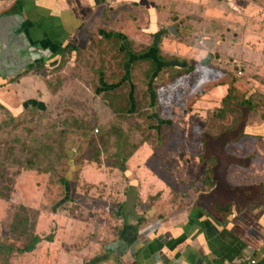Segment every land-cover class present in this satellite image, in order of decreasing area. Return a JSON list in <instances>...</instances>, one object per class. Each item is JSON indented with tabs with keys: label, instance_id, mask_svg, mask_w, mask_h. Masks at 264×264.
Listing matches in <instances>:
<instances>
[{
	"label": "rangeland",
	"instance_id": "rangeland-1",
	"mask_svg": "<svg viewBox=\"0 0 264 264\" xmlns=\"http://www.w3.org/2000/svg\"><path fill=\"white\" fill-rule=\"evenodd\" d=\"M159 7L165 8V5L159 3ZM97 26L93 23V27L87 29V33L74 44L69 43L70 47L62 50V55L57 59L49 60L36 55L25 71L28 77L22 76L10 82L9 86L16 90L19 102L41 99L46 105L43 110L31 108L14 114L0 103V186L10 183L14 189L9 200L5 198L7 192L0 196V264H25L23 255L26 252L20 250L25 249L33 237L41 240L48 236L55 237L54 230L60 228L59 244L66 238L74 242L76 236L71 237L68 233L67 236L63 231L74 228L73 224L78 223L75 220L84 221L87 217L93 219L91 226L95 228L94 236H102L100 242H105L108 231L116 228V205L107 203L104 206L105 202L97 193H93L90 200L81 198L85 197L81 192L86 185L80 183L82 175L79 169L92 165L98 171H104L105 175V171L109 170L115 176L116 170L112 168L118 169L122 158L128 159L143 146L151 155L147 159V166L155 173H161L169 183L166 196L159 192L149 197L158 201L161 208L167 207L171 201L173 205L168 209L171 211L182 202L183 196L175 194V189L183 185L170 175L167 155L172 151L184 152L187 148L199 151L197 147L203 146L207 147L205 156L210 147H215L221 158L215 166L219 182L211 194L199 198L194 208H201L215 221L227 213V210L220 208L229 205L233 207L230 212L240 210L241 187L228 184L227 175L220 172L228 174L226 169L229 167L236 172L242 169L240 162H237L238 165L233 160L229 161L230 153L224 149L227 143L237 147L235 109L238 104L249 102L253 111L251 116L264 117V0H172L164 19L159 22L158 29L165 31L158 45V53L165 62L174 60L176 65L172 69L164 68L161 72L163 75L160 73L163 79L157 77L152 82L154 90L157 86L159 89L168 85L166 96L157 93L156 105L149 107L150 96L146 84L151 65L149 62H138L131 67L128 79L134 87L133 93L129 92V98H134L136 102L135 110L132 109L133 113L129 114L122 113L127 107L122 100L128 98L127 83L110 91V96L119 97L113 103L121 108L120 112L112 110L114 115L102 104L105 102L103 92L96 91L97 87L100 88V78L102 84L113 85L124 72V53L120 48L123 44L118 40H101L96 34H89L94 33ZM126 32L130 43L125 45L126 49L138 53L149 46L146 32L136 34L131 25L126 26ZM246 53L249 55L246 56ZM201 62L210 69L204 72L206 75L212 72L209 76L211 81L197 87V90H202L213 99L222 97L221 108L226 104L235 106L220 113L221 118H216L217 124L213 123V119L206 123L198 119L201 108L195 106L196 102L193 109L189 108L186 113V106L193 101L189 94L197 85L195 79L204 74L195 70L188 73L186 69L197 67V63ZM237 65L243 66L241 76L237 74ZM221 73L230 76L225 79L235 82L234 88L228 92L229 95L223 89L221 95L212 96L216 87L213 84L224 81ZM183 76L185 79H182ZM249 83H255L256 88L247 87ZM178 84V87H172ZM115 85L117 88L120 84ZM225 98L228 100L226 104L223 103ZM94 129H97V133ZM223 134L222 139L220 136ZM249 141L253 146L259 142L256 138ZM132 162L134 165L135 161ZM223 162L227 163L222 165ZM124 165L127 168V163ZM209 168L210 165L202 163L199 178L203 173L207 174ZM114 176H110L112 184ZM135 176L133 179H136ZM85 177L88 180L97 179L89 167ZM139 182L137 178L129 185L136 195ZM144 192L148 193L149 190L145 189ZM193 193H196L195 190L185 196ZM138 201L140 199L137 197ZM22 205L37 223L29 229L32 235L24 232L22 219L18 217V209ZM59 215L62 217L55 220V216ZM141 218L136 226L143 221V216ZM97 222L102 226L98 227ZM14 223L17 224L15 229Z\"/></svg>",
	"mask_w": 264,
	"mask_h": 264
},
{
	"label": "crops",
	"instance_id": "crops-1",
	"mask_svg": "<svg viewBox=\"0 0 264 264\" xmlns=\"http://www.w3.org/2000/svg\"><path fill=\"white\" fill-rule=\"evenodd\" d=\"M171 2L0 0V15L4 18L7 16L0 24V103L14 114L31 108L43 110L46 107L37 98L19 102L16 90L9 84L19 77H28V73L25 72L27 68L6 71L11 56L14 58L15 54L20 55L22 52L24 55L21 59L24 60L34 59L36 55L45 56L49 60L57 59L62 55V50L69 48V43L74 44L81 39L87 29L93 27V23L98 25V29L89 34H96L101 40H105L104 35L118 34V39L111 40L120 41L124 48L126 44L130 45L126 32L128 25L133 27L136 34L146 32L150 44H153L155 36L159 45L158 35L161 38L165 31L158 29L159 22L164 19ZM159 3L164 4L165 8L159 7ZM146 33H143L145 37ZM223 89L214 88L212 96L221 95ZM221 101L222 97L213 99L205 94L196 104L201 108V117L198 119L206 123L212 118L207 109L220 107ZM252 114L250 112L246 115L245 126L239 124L237 147L230 143L224 146L230 153L229 161L240 162L242 169L236 172L229 167L226 169L228 174L220 172L227 175L228 184L241 187L240 210L230 212L233 207L229 205L220 208L227 210V213L215 221L201 208H194L199 198L211 194L219 182L215 166L221 158L215 147H210L205 156L207 147L203 146L197 147L200 152L187 148L184 152L172 151L167 155L170 175L183 185L175 189V194L183 196L182 202L171 211H168L173 205L171 201L167 207L161 208L158 201L150 200L149 197L159 192L163 197L166 196L169 183L161 173H155L147 166V159L151 155L147 147L143 146L127 159V174L112 168L116 170L115 176L109 170L105 171V175L104 171L100 172L92 165L81 166L79 169L82 175L80 183L89 188L87 190L85 187L81 192L85 197L81 198L90 200L92 194L97 193L105 202L104 206L107 203L116 205V228L108 231L109 234L104 237L105 242H100L102 236H94L92 218L75 220L78 223L73 224L74 228L63 231L71 237L75 235L74 242L66 238L59 244L58 233L61 228L54 230L53 239L43 240L33 251L24 253L25 264H247V259L260 262L264 259V117H253ZM220 137L223 139L224 134ZM247 137L256 138L259 141L257 146H253ZM132 160L135 161L134 165ZM202 163L210 165V171L199 178ZM140 164L143 167H139ZM87 167L93 171L96 180L86 179ZM134 175L140 181L137 195L129 187L136 181ZM110 176H114L113 184ZM145 189L149 192L143 193ZM186 189L189 190L184 193ZM192 190L196 193L185 196ZM258 192L260 194L256 196ZM137 197L140 199L138 203ZM141 216L144 219L136 226L138 220H142ZM61 217L55 216V220ZM97 225L100 227L102 223L97 222Z\"/></svg>",
	"mask_w": 264,
	"mask_h": 264
},
{
	"label": "trees",
	"instance_id": "trees-1",
	"mask_svg": "<svg viewBox=\"0 0 264 264\" xmlns=\"http://www.w3.org/2000/svg\"><path fill=\"white\" fill-rule=\"evenodd\" d=\"M158 36H159V41H160V35H158ZM103 37L106 40H109L111 38L118 39V34H109V35H104ZM120 48H121V51L124 53V65H123L124 72H123V75L121 76V78L118 82L113 83V85L110 84L111 86H115L113 88H107L106 87L107 85L102 84L101 78L99 79L100 88L97 87L96 91L98 93L103 92V94H104L103 95V101H105V102L102 104H105L106 110L109 109L111 111L110 112L111 115H114V113H112L113 112L112 110H114V111L117 110L118 112H120L121 108H119L115 103H113V102H115V99L116 98L118 99L119 97L118 96H112V95L110 96V91H114V90L118 89L122 84L127 83V85H128V89H127L128 90V98L122 99L126 102L127 107H126V105L123 107V109L125 107L126 108L124 109V111L122 113L123 114L133 113V111L136 108V102H135L134 98H131V99L129 98L130 97L129 92L132 91V93H133V90H134V87L131 86L130 82L128 81V79L130 77V70H131V67L138 62H149L151 65V69H150V71H148L149 75L147 76L148 81L146 84V91L150 96L149 107L155 106L157 93L159 94V96L160 95L166 96V90H168V85L162 86L159 89L157 86L156 90H154V88H152V86H153L152 82H154V80L157 77H158V79H163V77H161V75H163L161 73L162 70L164 68H167V67H168L167 69L174 68V66L176 65V62L174 60L165 62L164 59H162L160 57V55L158 53L157 38L155 36H154L153 44H150L145 50L140 51L138 53L137 52L134 53V52L126 49V47L124 48L123 46ZM177 64H180V63H177ZM204 64H206V63L201 62V63H197V67L190 66L186 69V72L190 73V72L195 70V72L198 71L199 73H204L206 70H210ZM181 68L185 69V67H181ZM211 70H213V69H211ZM209 72H210V74L212 73L211 71H209ZM160 73H161V75H160ZM210 74L206 75L204 73L202 76H200V78L195 79L197 82V85H196V87L193 88V90H192L193 92H191L189 94L190 97L193 99V101L191 102L192 104L190 103L189 105L186 106L187 107L186 113L189 111V108L193 109L195 102H196L195 103V106H196V104L199 101H201V96H203L205 93H203L202 90H199V89L197 90V87H200L201 85H207V83H209L211 81L209 78ZM218 74H219V72H218ZM221 77L224 79L223 83L217 82V83L213 84V86H216L215 88L224 87V89L227 92V95H229L228 92H231L233 90L235 82L233 83V81L230 82L228 79H225V78L230 77V76H225V74L221 73ZM182 79H185L184 76ZM115 84H120V85L116 88ZM249 85H250V87H252V89L256 88L255 83H251V84L249 83V84H247V87ZM178 86H179V84L176 86L173 85L172 87L176 88ZM181 87H183V86H181ZM199 95H200V97H198ZM108 99H110V100L106 101ZM171 99H172V97H171ZM227 101H228L227 98H225L223 103L226 104ZM230 102H232V101H230ZM232 103H234V102H232ZM220 105H221V103H220ZM232 106H234V105H227L226 104V106L224 107V105H223L222 108L221 107H218V108L211 107V108L207 109V112L210 113V116H212V118H210V119H213V123L217 124L218 121L216 118H221V117H219L220 113H222L223 111H225V112L228 111ZM132 109H133V111H131ZM235 111L237 114V118H236L237 122L235 123L236 124L235 131L237 134H239V131H240L239 124H241L242 126H245L246 125V122H245L246 115L249 114L250 112H253V111H252V106L249 102L246 104L242 103V102L239 103L238 107H237V109H235ZM154 117L156 118L157 116L154 115ZM157 121H158V125H160V120L158 119ZM155 129L158 131V129L156 127H155ZM94 132L97 133V129H94ZM128 157L129 156H127V158ZM126 161H127L126 157L122 158L121 162L117 165V168L119 171L127 174L128 171L124 165L126 163ZM23 169L33 170L31 168H23ZM13 191H14V189H12L10 183H9V185L7 184V185L0 186V196L3 195L2 193L7 192V195L5 196V198L7 197L8 200L10 199V197H9L10 193H12ZM18 210H19V216L18 217H20L22 219L21 222H22V225L24 228V232H28L30 235H32L33 232L30 231L29 229L32 227L33 224L36 225L37 223L35 221H33V219L30 218V216L28 214V210L25 206L22 205ZM16 227H17V224L14 223V229ZM11 228H12V226H11ZM49 239H53V236H50V237L48 236L47 239H45V240H49ZM41 241H43V240H41V238L39 239V237H33V240L30 241V243L25 247V249H21L20 252L33 251L35 249L36 245L39 244Z\"/></svg>",
	"mask_w": 264,
	"mask_h": 264
},
{
	"label": "water",
	"instance_id": "water-1",
	"mask_svg": "<svg viewBox=\"0 0 264 264\" xmlns=\"http://www.w3.org/2000/svg\"><path fill=\"white\" fill-rule=\"evenodd\" d=\"M6 18H7V16H5V18H4V17H1V15H0V24L3 22L2 19L4 20ZM23 55L24 54L22 52H20V55L15 54L14 58L11 56V60H9V64L7 66L6 71H8V70L17 71V69H19V68H22V69L28 68V66L33 62L34 59H32V58H27L25 60L23 58L21 59V56H23ZM0 67H2V65H0ZM1 70H4V68ZM256 264H264V259L261 260L260 262L256 263Z\"/></svg>",
	"mask_w": 264,
	"mask_h": 264
},
{
	"label": "built area",
	"instance_id": "built-area-1",
	"mask_svg": "<svg viewBox=\"0 0 264 264\" xmlns=\"http://www.w3.org/2000/svg\"><path fill=\"white\" fill-rule=\"evenodd\" d=\"M234 62H236V61H234ZM237 68H238V72H237V74L239 75V76H241L242 75V69H243V66H239V65H237ZM247 264H256V262L254 261V260H250V259H247Z\"/></svg>",
	"mask_w": 264,
	"mask_h": 264
},
{
	"label": "flooded vegetation",
	"instance_id": "flooded-vegetation-1",
	"mask_svg": "<svg viewBox=\"0 0 264 264\" xmlns=\"http://www.w3.org/2000/svg\"><path fill=\"white\" fill-rule=\"evenodd\" d=\"M169 30H171V29H169ZM162 37H163V33L161 34V38H160V41H161ZM159 44H160V42H159Z\"/></svg>",
	"mask_w": 264,
	"mask_h": 264
}]
</instances>
